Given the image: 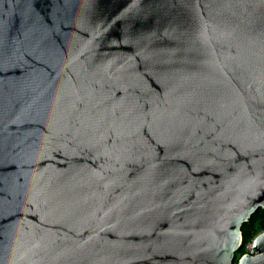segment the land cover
<instances>
[{"label":"water","instance_id":"obj_1","mask_svg":"<svg viewBox=\"0 0 264 264\" xmlns=\"http://www.w3.org/2000/svg\"><path fill=\"white\" fill-rule=\"evenodd\" d=\"M259 209L264 0H0V264H235Z\"/></svg>","mask_w":264,"mask_h":264},{"label":"trees","instance_id":"obj_2","mask_svg":"<svg viewBox=\"0 0 264 264\" xmlns=\"http://www.w3.org/2000/svg\"><path fill=\"white\" fill-rule=\"evenodd\" d=\"M264 231V210L259 209L242 228L243 243L237 254L236 262L241 255L247 252L248 243L260 232ZM235 262V263H236Z\"/></svg>","mask_w":264,"mask_h":264},{"label":"built area","instance_id":"obj_3","mask_svg":"<svg viewBox=\"0 0 264 264\" xmlns=\"http://www.w3.org/2000/svg\"><path fill=\"white\" fill-rule=\"evenodd\" d=\"M248 252H251L253 249V239L247 245Z\"/></svg>","mask_w":264,"mask_h":264},{"label":"rangeland","instance_id":"obj_4","mask_svg":"<svg viewBox=\"0 0 264 264\" xmlns=\"http://www.w3.org/2000/svg\"><path fill=\"white\" fill-rule=\"evenodd\" d=\"M247 252H248V249H247ZM236 264V263H235Z\"/></svg>","mask_w":264,"mask_h":264}]
</instances>
